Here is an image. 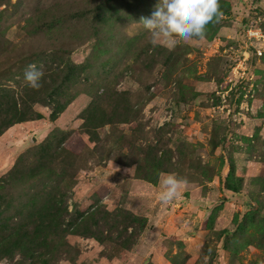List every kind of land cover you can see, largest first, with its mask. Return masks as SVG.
I'll return each mask as SVG.
<instances>
[{
	"label": "rangeland",
	"instance_id": "374dc122",
	"mask_svg": "<svg viewBox=\"0 0 264 264\" xmlns=\"http://www.w3.org/2000/svg\"><path fill=\"white\" fill-rule=\"evenodd\" d=\"M159 2L0 0V98L6 88L21 99L32 64L50 94L45 76L57 65L73 64L79 82L34 105L40 117L0 136V264H139L146 253L166 264H264V53L242 39L247 26L264 32V0H219L226 13L215 28L172 48L154 45L141 22ZM75 90L83 93L52 120L56 98ZM110 92L127 99L130 111L84 134L83 112ZM140 146L160 169L132 156ZM55 150L75 168L61 161L47 174ZM166 174L182 183L162 203ZM148 177L155 184L140 179ZM53 198L66 206L60 229L33 235L19 227L35 225L33 216ZM100 207L147 219L137 238L135 225L137 232L128 228L117 240L132 243L130 250L89 235L85 220ZM100 231L123 232L117 225Z\"/></svg>",
	"mask_w": 264,
	"mask_h": 264
},
{
	"label": "trees",
	"instance_id": "16d2710c",
	"mask_svg": "<svg viewBox=\"0 0 264 264\" xmlns=\"http://www.w3.org/2000/svg\"><path fill=\"white\" fill-rule=\"evenodd\" d=\"M220 13H226L225 10H221ZM221 15V14H220ZM219 15V16H220ZM216 20H214L212 23H210L207 26L208 29H214V23ZM154 52L155 48H151ZM64 52V50H60L59 53ZM149 51V50H148ZM148 51L146 53H148ZM64 70L60 69V65H57L52 70L54 73L50 76H45L47 78L51 85L53 86V93H55L59 88L64 89L67 87V89H73L76 85H78L77 76L76 73L77 69L71 64L70 62L64 63ZM80 68H78L79 70ZM50 71V70H49ZM46 80H41V85H45L44 88L34 89V91H29V87L24 89V94L20 96V100L16 99L14 95H12L9 91H6V88L4 89V93H2V100H0V136L10 127L14 126L18 123H23L26 121L34 120L38 116L33 106L36 104H43L46 101V97L53 95L50 94V92H47L49 87L45 84ZM61 84V86L58 87V85ZM69 84V87L67 86ZM81 91L75 90L74 95L71 97H62V98H56V104L54 108L52 109V116L51 119L55 120L57 117L65 111L67 106H69L75 98L80 95ZM111 93V94H110ZM108 93V97L104 99H99V97H94V101L92 104L83 112L82 114V129L84 130V134L88 136L93 135V130H96L98 128H101L103 126L112 125V123H115L114 117L118 118L121 114L120 112H126L130 111L129 106L127 105L128 100L123 99L122 96L116 93L110 92ZM106 107L107 109L112 108L113 111L111 113H108V111L103 108ZM129 107V108H128ZM125 109V110H124ZM132 114V113H129ZM136 114L131 115V118L134 119ZM132 142L131 144H133ZM145 156L148 158L153 165L156 166L157 169H160L161 162H158L155 159H150L151 153L149 151L145 152V149L137 147L134 152H132V156ZM63 161V163H66L67 167L75 168V162H69L60 157V154L57 153L55 150L51 157V165L47 168V174L53 173L55 171L54 166H58V162ZM38 170L41 174H44V168H39ZM154 169V168H153ZM160 172V171H159ZM231 173V172H230ZM234 174V173H233ZM230 175V174H229ZM230 177V176H229ZM139 179V178H137ZM141 180L145 182H150L152 184H155V181L152 180V178H140ZM229 185L230 190H232L234 193H238L239 191L233 186ZM66 206L63 204L62 198L59 200H56L53 198L51 201V204L48 206H45L40 211L37 212L35 219L36 224L31 226L30 224L21 225L22 227H32L33 228V235L35 233L40 234L41 230L46 229L45 232L48 231H57L60 229V226L63 222L64 216H66ZM79 215V214H78ZM86 227L91 226V230L89 231V235H91L92 238L96 239L100 244H104L106 242L115 243L117 246L121 247L123 250H130L129 246L132 245V243H128L126 241L117 242L118 239H121V236L126 233L128 228H132L133 231H136L134 228L135 225L138 227V234L136 238L140 235V233L143 231L144 226L147 222L146 218H139L129 211H116V212H108L105 207H100L95 210V212L88 215L86 218ZM84 221V222H85ZM107 227V230H113L115 226L121 227L123 232H118L117 237L112 238L110 233H107L108 235H104L102 231H100V228L102 226ZM112 226L114 228H112ZM94 227V228H92ZM92 229H95L92 231ZM137 232V231H136ZM35 234V235H38ZM11 236V235H10ZM133 236H129V239ZM7 238V242H8ZM34 241V240H33ZM43 243V240L40 241ZM45 242V241H44ZM22 243V242H21ZM21 244H19L20 246ZM128 246V247H126ZM42 247V246H41ZM6 248L3 245L2 242V252Z\"/></svg>",
	"mask_w": 264,
	"mask_h": 264
},
{
	"label": "clouds",
	"instance_id": "9594fccd",
	"mask_svg": "<svg viewBox=\"0 0 264 264\" xmlns=\"http://www.w3.org/2000/svg\"><path fill=\"white\" fill-rule=\"evenodd\" d=\"M220 15L219 0H160L150 18H142L152 43L175 47L178 40H199L206 36L207 26ZM44 73L37 65H29L24 73L28 87L39 89ZM182 181L173 174L161 179L163 191L159 194L162 203L174 200L180 194Z\"/></svg>",
	"mask_w": 264,
	"mask_h": 264
},
{
	"label": "built area",
	"instance_id": "2783aa9c",
	"mask_svg": "<svg viewBox=\"0 0 264 264\" xmlns=\"http://www.w3.org/2000/svg\"><path fill=\"white\" fill-rule=\"evenodd\" d=\"M242 39L244 41V47L245 48L255 49L256 54L260 57L263 55L264 48L262 49L261 46H264V32L260 28H257L254 26H247L243 30V38ZM254 45H256V46L254 47ZM244 55H248L247 52H244Z\"/></svg>",
	"mask_w": 264,
	"mask_h": 264
},
{
	"label": "crops",
	"instance_id": "0c3cea01",
	"mask_svg": "<svg viewBox=\"0 0 264 264\" xmlns=\"http://www.w3.org/2000/svg\"><path fill=\"white\" fill-rule=\"evenodd\" d=\"M134 186H136L137 188L139 187V189H141L142 191H147L148 189H149V187H148V185L147 186H145L144 184H138V182H136L135 183V185ZM206 207H208V206H206ZM211 208V207H210ZM182 230H181V232L183 231V228H181ZM200 234H201V232H200ZM187 239H189V240H194V239H190V238H181V240H187ZM140 243L142 244L141 245V248L143 247L144 249H143V251H146L147 250V244L145 243V238L144 239H141L140 240ZM145 244V246H143ZM147 255H148V253H146ZM142 255H144L143 257H136V259L137 260H140V263L139 264H144V262H151V263H153V264H166L165 262H163V261H161L160 260V256H156L155 258H149V256H147V255H145V254H142Z\"/></svg>",
	"mask_w": 264,
	"mask_h": 264
},
{
	"label": "water",
	"instance_id": "95a60500",
	"mask_svg": "<svg viewBox=\"0 0 264 264\" xmlns=\"http://www.w3.org/2000/svg\"><path fill=\"white\" fill-rule=\"evenodd\" d=\"M33 141H35V138H33Z\"/></svg>",
	"mask_w": 264,
	"mask_h": 264
}]
</instances>
